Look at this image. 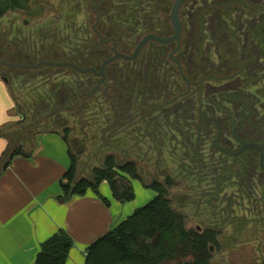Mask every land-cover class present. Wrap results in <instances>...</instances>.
<instances>
[{
    "label": "rangeland",
    "instance_id": "374dc122",
    "mask_svg": "<svg viewBox=\"0 0 264 264\" xmlns=\"http://www.w3.org/2000/svg\"><path fill=\"white\" fill-rule=\"evenodd\" d=\"M137 1H140L142 4H138L136 22L122 26L119 23L112 22V20L110 21V17L114 16L112 15L113 10H123V6L115 5L110 8L111 5L104 6L103 3H100V0H91L90 2L89 0H2L0 2V10L4 11V15L0 19V60L10 62V60L7 59L9 57L30 65H34L41 61L57 63L72 61L74 63L76 60L80 65L83 64L88 66V64H93L91 67L99 68L105 59L112 56V51H110V54L107 53L109 49L99 45L98 37L90 34L92 26L96 21V15H93L92 10L89 9V5H94L97 9L100 6L98 12L101 15V32L104 31L106 34L107 31H110L111 38L116 39L119 42V47L123 49V51H121L122 53L131 54L141 39L147 34H157L164 37H169L174 34L170 16L175 0ZM146 1H148L147 5L144 4ZM241 4H244L245 7L241 8ZM125 5L127 6L126 0ZM226 6L230 8L228 12L225 10ZM108 10L109 12L112 11V13L109 17H106ZM236 11L240 13L244 11L246 15L252 17L250 18L251 29L253 33L255 32V37L257 33L258 35L260 33V36L263 34L264 21L260 19L264 15V0H206L205 3L201 0H186L180 10V18L185 29L183 49L188 48L189 44L193 42L190 41V39H192L194 34H197L198 31H202L205 28L208 29H206L207 33H205V37L208 38L209 30L217 34V37H223L224 31L227 32L228 30L225 29L226 27L223 26L222 23H224L228 17L232 16L231 13L234 12L236 15ZM201 17L205 18L206 21L209 20L210 23H208V25L205 24V21L199 20ZM201 43L205 44L206 42L203 41ZM201 43L199 42V44ZM154 47L155 45L151 44L149 47L145 48L142 53L143 58L148 59L149 55L152 58V52L153 55L155 52ZM209 47L210 49L213 48V44H210ZM255 47L258 51L264 53V45H262V47L261 45ZM205 49H207V46H204V50ZM247 49L249 54L254 52L250 46H248ZM186 53L188 52L186 51ZM100 54L101 56H99ZM207 55L212 59L210 62L207 61V64L211 66L207 69L216 73L220 72V68L217 66H219V62L221 63V61L224 62L225 60H217L213 52H208ZM108 70L109 75L114 74V72L116 75L123 74L125 77L130 75L133 80L135 79L134 75L138 73L136 80H142L141 84H148L149 81H153V78L149 77V74L147 77H144L145 67L136 68L135 64L132 65L123 60L116 61ZM0 71L9 75V78L14 81V93L17 101L23 103V107L27 111H30L29 122L34 124L35 121L36 124H38L39 120L32 119V117L36 116H34L33 113L31 114V110L35 103L38 106H40L41 103L31 100V97L33 98L37 94L41 95V91L47 89L46 87L40 90V88L47 84L46 82L55 81V86H58L59 82L63 80L67 81L63 86L70 87L74 84L72 88L75 90L78 88L80 89L82 86L85 92H91L90 88L92 86L89 85V80L92 78L81 75L74 70L60 73L56 68L47 66L33 71L0 67ZM214 76L216 79H219L222 75ZM200 79L201 78H193V81ZM175 81L177 85L183 86L181 78L175 79ZM212 81H215V79H212ZM208 82L207 85H216L214 82L212 84L210 80H208ZM62 83L59 84L60 90ZM250 84H254L255 88ZM246 85L248 88L246 89L243 102L251 110L252 115H250V117L252 116L253 124L257 126L260 135H264V116L262 114V111H264V78L261 80V77H250L249 84ZM7 88V83H0V105L4 101V93L7 91ZM203 89V92L201 91L202 95L205 90L209 88L203 86ZM212 89H210V91H213ZM210 96L211 94L209 98ZM45 99L46 98H44V100ZM42 100L43 99H40V101ZM147 106L148 104L145 105V107ZM134 117L136 125L139 126L140 129V134L136 137H138L139 142L146 143L143 152L145 154H152L153 156L163 155L166 159L170 158L172 153L175 152L174 149L169 147L170 136L168 137L162 132V136H159L155 130L152 129L153 112L142 115L136 113ZM125 118H129V116H125ZM59 121L60 125H54L56 126L55 129L62 131L61 125H71V128L74 130L70 137L72 149L88 148L89 152L87 154L85 153L86 156L84 157L85 159L82 160V163L86 164L87 167L97 166L99 162L90 160L88 157L89 153L91 155L95 153L94 151H90V147L93 146L94 141L91 122L86 119L85 123L84 121L71 123L69 117L65 115H62ZM80 123H84L85 125L82 126ZM29 124H26L24 130L18 131V134L21 135L20 139L26 145L25 148H29L32 144L29 138L32 131L30 132L25 129ZM168 124L170 123L168 122ZM157 125L160 126V124ZM163 125H167V123L165 122ZM53 128L54 127H51V129ZM12 136H15L14 133ZM120 138L124 140L123 135H120ZM164 138H166V140ZM18 143H20V141H18ZM235 148L239 147L236 146ZM174 154L178 157V154ZM161 164L165 168L167 166L170 167L171 161H169V163L162 162ZM153 170L154 169H152V171ZM226 170L227 168L221 173L224 179L222 178V183L219 185L218 190H209V186L199 187L193 181L194 184L189 183L193 191L188 188L180 193L177 190H175V192L172 191L171 199L174 203L173 207L188 216L189 228L205 229L207 227H213L217 230L219 233L217 237L218 241L208 244V248H212L213 254L211 264H250L254 260L264 259L262 251L261 255L257 252L260 246H264V221H254L253 223V218L251 217L253 214H247L244 209V207L246 209L249 208L247 204H245L246 206L243 208H229L225 211L226 214H224L223 217L220 216L221 207L216 199L223 198L228 192L239 194L241 191H244V189H241V186L237 187L235 183L231 184L229 182V176H231V174L229 175V172ZM188 172L189 174L195 172L194 174L199 175L198 170L189 169ZM151 175L153 174H147V183H151L153 180V176ZM234 176H236V174H234ZM158 180L161 182L163 181L162 178H158ZM233 181H236V178H234ZM239 181L241 180L239 179ZM139 182L144 185L141 181ZM261 182H264V179L261 180ZM194 185L195 187H193ZM261 191H264V186L262 190H259V192ZM243 196L241 197L245 199ZM261 203L264 205L263 202ZM234 209L235 212H233ZM243 209L244 211H242ZM261 209L264 214V206H261ZM232 214L234 215L233 217H231ZM227 217L233 219L235 222L227 221L228 219H225Z\"/></svg>",
    "mask_w": 264,
    "mask_h": 264
},
{
    "label": "trees",
    "instance_id": "16d2710c",
    "mask_svg": "<svg viewBox=\"0 0 264 264\" xmlns=\"http://www.w3.org/2000/svg\"><path fill=\"white\" fill-rule=\"evenodd\" d=\"M100 1L107 6L111 5L110 8L115 5L123 6V10H113V13L108 10L106 16L109 17L112 13L114 16L110 17V21L122 26L136 22L137 9L142 4L137 0H126L127 6L125 0ZM144 4L147 5L148 1ZM3 15L4 11L0 10V19ZM7 59L12 63H21L16 59L9 57ZM0 78H8V90L14 100L17 113L21 116L19 122L0 129L1 136H6L9 141L8 148L0 161V175L15 157L31 155L28 151L36 148L38 136L56 134L62 137L69 148L70 167L61 181L66 200L85 196L89 190H92L106 205H109L110 203L99 191L104 182L111 187L114 199L122 204L135 199L133 180L141 181L146 188L157 193L150 203L137 209L124 222L92 243L87 250L86 264H211L213 254L208 244L217 242L219 233L213 227L201 230L189 228L188 216L174 209L171 199L172 191L177 190L180 193L187 188L193 191L189 183L194 184V182L199 187H206V183H211L210 178L216 175L213 169L209 171L201 162L197 168L201 171L199 176L189 174L188 170L192 169V166L195 167L192 162L195 148L191 146L183 126L177 123L172 126L171 124L151 125L159 136H162V133L170 136V141L167 140L170 143L169 147L175 150L174 153L178 154V157L174 153L168 159L163 155L145 154L143 148L146 147V143L139 142L136 137L140 134V129L134 119L138 113L135 108L130 110L119 108L118 104L113 107L100 90L87 98L90 93L85 92L82 86L75 90L72 88L74 84L70 87L63 86L67 81L62 80L59 82V84L63 82L60 90L59 84L55 86V81H48L40 88L43 90L47 87L46 90L41 91V95L31 97V100L41 103L40 106L35 103L31 110V114L36 116L32 119L39 120L38 124L36 121L34 124L29 122L30 111L23 107V103L17 101L14 81L1 71ZM62 115L68 116L71 123L78 121L85 123L86 119L91 122L94 141L90 151L95 153L92 155L89 153L88 157L99 162L97 166L87 167L82 163L85 153L89 152L88 148L72 149L70 137L74 130L71 125H61L62 131L55 129L54 125H60L59 119ZM125 116L129 118L126 119ZM84 123L80 124L83 126ZM26 124L29 126L27 125L25 129L32 131L29 135L32 143L29 148H25L26 145L18 134L19 130H24ZM120 135L124 136V140ZM169 161H171L170 167L162 166V162L169 163ZM151 173L153 180L147 183V174ZM205 176L207 180L204 179ZM158 178H162L163 181H159ZM73 247L74 241L71 236L66 231L60 230L41 246L35 264H66Z\"/></svg>",
    "mask_w": 264,
    "mask_h": 264
},
{
    "label": "flooded vegetation",
    "instance_id": "af4514ba",
    "mask_svg": "<svg viewBox=\"0 0 264 264\" xmlns=\"http://www.w3.org/2000/svg\"><path fill=\"white\" fill-rule=\"evenodd\" d=\"M201 1L205 3L206 0ZM241 6V8L245 7L244 4H241ZM99 8L100 6L97 9L94 5H89V9L92 10L93 15H96V21L92 26L90 34L96 35L99 39V45L107 47L109 49L107 53L109 54L110 51H112V56L117 52L122 53L121 51H123V49L119 47V42L116 39L111 38L110 31H107L106 34L104 31L101 32V15L98 12ZM229 9L230 8L226 6V12H228ZM231 14L232 16L228 17V19L222 23L223 26L226 27L225 29L228 30L227 32L224 31L223 37H217V34L209 30L207 38L205 37L207 28H205L202 31H198L197 34H194L192 39H190V41L193 42L189 44L188 48L183 49L185 29L180 18L182 24V37L179 42L161 44L150 41L135 60L125 61L132 65L135 64L136 68L145 67L144 77H147L149 74V77L153 78V81H149L148 84H141L142 80H136L138 73L134 75V80L130 75L125 77L123 74L116 75L115 72L109 75L108 68H111L112 64L116 61L106 67L104 77L97 76L94 72L82 74L72 68H53H56L60 73L74 70L81 75L91 77L92 79L89 80V85L92 87L90 88L91 92L87 98L92 97L100 90L113 107L118 104L117 106H119V108L129 110L135 108L138 114L141 115L153 112V124L163 125V123L166 122L167 125L171 124V126L176 125V123L177 125L183 126L186 129L185 132L189 137L191 146L195 148L192 159L195 167L192 166L191 170H197L198 164L201 162L209 171L213 169V172L216 174L210 178L211 183H206V186H209L208 189H219V185L222 183L221 180L222 178L224 179L221 173L225 168H227L226 171L229 172V175L231 174V176H229V182L231 184L235 183L237 187L241 186L242 190L244 189V191H241L239 194L228 192L223 198L216 199L219 206L222 208H220V216L223 217V215L226 214L225 211L229 208H243L246 206L245 204H247L249 208L246 209L244 207L245 212L254 215H251L253 218L252 222L254 223V221H264V214L261 209V206H264L261 203H264V198H262L264 197V191L259 192L264 186V182H261V180L264 179V170L261 167L262 154L257 150L239 152L244 144H256L264 153V135H260L257 126L253 124L252 116L250 117V115H252L251 110L243 102L246 89L248 88L246 84H249V78L261 77V80L264 78V53H261L255 47L257 45H261V47L264 45V22L263 34L260 36V33L259 35L257 33L255 37V32L253 33L251 29L250 18L252 17H250V15H246L244 11L241 13L236 11V15L234 12ZM200 19L205 21L207 25L210 23L209 20L206 21L203 17L199 18V20ZM260 20L264 21V15ZM175 33L176 31L174 29V34L169 37L157 34L154 35L160 38H170L173 37ZM203 41H205L207 45L206 43H201ZM199 42L201 44H199ZM151 44L155 45L154 55L152 52V58L150 55L148 59L143 58L142 53L144 49ZM210 44H213V48L211 49L209 47ZM204 46H207V49L204 50ZM248 46L254 50L253 53H248ZM134 51L126 55H132ZM186 51L188 53H186ZM208 52H213L217 60H225L224 62H219V66H217L220 68V72L216 73L207 69L211 67L207 64V61L210 62L212 60L210 56L208 57ZM99 56H101V54ZM66 62L73 63L72 61ZM73 64L83 69H96L98 73H100L102 66L101 64L98 68L91 67L93 64H88V66L83 64L79 65L76 60ZM220 74L222 75L221 78L216 79L214 75L220 76ZM179 78L183 81V86L177 85L175 79ZM193 78L201 79L193 81ZM212 79H215V81H212ZM208 80H210L212 84L214 82L216 85H207V83H209ZM203 86L209 89L205 90L202 95L201 91L204 90ZM251 86L255 88L254 84ZM210 89L213 91H210ZM210 94L211 96L209 98ZM250 95L253 96L252 94ZM83 102H85V100ZM146 104H148L147 107H145ZM262 114L264 116V111H262ZM168 122L170 124H168ZM236 146L239 148H235ZM198 171V173L201 172L200 170ZM194 173L195 172L191 173V175H197ZM234 174H236V176H234ZM198 176L199 175H197V177ZM206 176L204 178L205 180L208 179ZM234 178H236V181H233ZM239 179L241 181H239ZM235 209L233 212H235ZM244 209L242 211H244ZM233 216L232 214L231 217ZM225 219L233 223L235 222L228 217ZM261 251L264 256L263 245L257 250L259 255H261ZM250 264H264V259L254 260Z\"/></svg>",
    "mask_w": 264,
    "mask_h": 264
},
{
    "label": "crops",
    "instance_id": "0c3cea01",
    "mask_svg": "<svg viewBox=\"0 0 264 264\" xmlns=\"http://www.w3.org/2000/svg\"><path fill=\"white\" fill-rule=\"evenodd\" d=\"M4 94L0 129L21 120L8 88ZM37 140L29 157H15L0 175V264H35L41 246L60 230L74 241L66 264H86L91 244L150 203L157 193L133 180L135 199L122 204L104 182L99 191L109 205L92 190L66 200L61 181L70 167L68 145L56 134H42ZM8 145V138L1 136L0 161Z\"/></svg>",
    "mask_w": 264,
    "mask_h": 264
},
{
    "label": "water",
    "instance_id": "95a60500",
    "mask_svg": "<svg viewBox=\"0 0 264 264\" xmlns=\"http://www.w3.org/2000/svg\"><path fill=\"white\" fill-rule=\"evenodd\" d=\"M186 0H175L172 10H171V23L176 31L175 35L173 37L170 38H160L157 35L154 34H147L141 41L140 43L137 45L134 53L132 55H126L123 53H119L117 52L114 56H112L111 58L105 60L101 66V71L100 73L97 72L96 69L90 68V69H83L73 63L70 62H50V61H42L39 62L37 64L34 65H28V64H22V63H12L9 61H4V60H0V67H6L9 69H22V70H36L39 69L42 66H50V67H60V68H72L76 71H78L79 73L82 74H88L89 72H94L97 76H102L104 77L105 74V69L106 67L118 60H124V61H133L135 60L138 55L140 54V52L142 51V49L150 42V41H155L161 44H168V43H172V42H179L181 37H182V24H181V20H180V9L182 7V5L184 4ZM27 24V23H26ZM5 83H8V79L7 78H1ZM9 126V125H7ZM6 126V127H7ZM3 127V128H6ZM1 137V134H0ZM248 150H257L262 154V159H261V167L264 170V153L262 151V149L256 145V144H244L243 148L241 149V151L239 153L248 151Z\"/></svg>",
    "mask_w": 264,
    "mask_h": 264
},
{
    "label": "built area",
    "instance_id": "2783aa9c",
    "mask_svg": "<svg viewBox=\"0 0 264 264\" xmlns=\"http://www.w3.org/2000/svg\"><path fill=\"white\" fill-rule=\"evenodd\" d=\"M86 256H87V253H86Z\"/></svg>",
    "mask_w": 264,
    "mask_h": 264
}]
</instances>
